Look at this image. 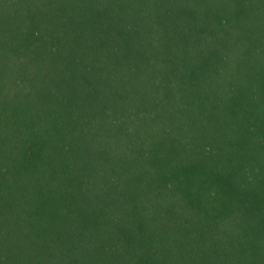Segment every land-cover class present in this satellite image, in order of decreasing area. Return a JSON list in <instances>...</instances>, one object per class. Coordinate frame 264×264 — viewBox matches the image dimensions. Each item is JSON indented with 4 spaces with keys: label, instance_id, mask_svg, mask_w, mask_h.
I'll return each mask as SVG.
<instances>
[{
    "label": "trees",
    "instance_id": "obj_1",
    "mask_svg": "<svg viewBox=\"0 0 264 264\" xmlns=\"http://www.w3.org/2000/svg\"><path fill=\"white\" fill-rule=\"evenodd\" d=\"M0 264H264V0H0Z\"/></svg>",
    "mask_w": 264,
    "mask_h": 264
}]
</instances>
